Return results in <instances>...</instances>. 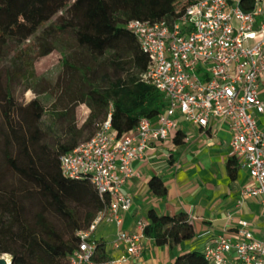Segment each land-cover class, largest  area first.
I'll list each match as a JSON object with an SVG mask.
<instances>
[{
    "label": "trees",
    "instance_id": "trees-1",
    "mask_svg": "<svg viewBox=\"0 0 264 264\" xmlns=\"http://www.w3.org/2000/svg\"><path fill=\"white\" fill-rule=\"evenodd\" d=\"M196 1L0 0V255H11L12 264H67L78 246L77 234L108 209V196H100L88 178L61 173L59 157L94 136L108 116L120 136L133 132L140 120L154 122L164 112V97L143 80L148 56L126 24H172ZM252 7V0L241 1L244 11ZM21 24L31 29L21 30ZM61 37L70 38L84 58L80 64L62 59V75L52 86L58 92L49 113L53 122L43 125L47 110L42 102L35 98L19 104L13 91L20 81L33 78L34 59L49 55ZM31 38L39 45L36 55L22 46ZM80 105L88 114L79 124L75 110ZM53 124H62L64 131L54 146L47 142ZM183 138L176 130L171 143L181 146ZM229 167L232 173L233 161ZM148 188L166 196L159 178H152ZM147 218L144 235L156 246L171 248L194 236L183 213L166 216L150 210ZM94 242L93 261H106L105 243ZM172 264L210 263L202 251H190Z\"/></svg>",
    "mask_w": 264,
    "mask_h": 264
},
{
    "label": "built area",
    "instance_id": "built-area-1",
    "mask_svg": "<svg viewBox=\"0 0 264 264\" xmlns=\"http://www.w3.org/2000/svg\"><path fill=\"white\" fill-rule=\"evenodd\" d=\"M241 1L197 0L172 24H126L148 56L143 80L164 97L166 108L154 122L142 119L133 132L120 136L108 116L94 136L59 157L64 176L86 177L100 196L109 198L108 209L77 234L78 246L67 264H92L99 224L121 226V214L132 206L131 198L121 192L136 175L132 164L174 135L178 116L203 129L210 121L227 123L234 159L252 181L243 188L241 201L257 202L264 218V130L258 124L264 116V101L258 97L264 76V0H252L250 11L241 8ZM146 225L138 221L133 232L117 231L111 245L124 252L107 264H127L140 257ZM202 253L210 264H264V240L256 239L249 223L239 220L233 234L224 230L210 238Z\"/></svg>",
    "mask_w": 264,
    "mask_h": 264
},
{
    "label": "crops",
    "instance_id": "crops-1",
    "mask_svg": "<svg viewBox=\"0 0 264 264\" xmlns=\"http://www.w3.org/2000/svg\"><path fill=\"white\" fill-rule=\"evenodd\" d=\"M258 97L264 101V76L260 79ZM258 124L264 130V116L259 117ZM177 130L184 136L181 146L173 145L170 138L155 145L143 161L132 164L136 175L121 189L122 194L131 198L132 206L121 214L119 228L109 222L99 224L93 238L97 239L95 236L99 235L107 240L106 261H93L92 264H107L119 258L124 249L114 250L111 245L117 231L133 232L138 221L147 224L150 210L158 215L183 213L191 216L194 236L171 248L156 246L152 239L145 237L140 257L127 264H172L182 253L201 252L210 238L224 230L233 234L239 220L249 223L256 239L264 240L260 206L251 199L241 201L243 188L250 186L252 181L248 172L234 159L229 147L231 134L227 123L210 121L203 129L178 116ZM232 161L236 168L231 173L229 164ZM154 177L159 178L166 188L163 198L149 191L148 182Z\"/></svg>",
    "mask_w": 264,
    "mask_h": 264
},
{
    "label": "rangeland",
    "instance_id": "rangeland-1",
    "mask_svg": "<svg viewBox=\"0 0 264 264\" xmlns=\"http://www.w3.org/2000/svg\"><path fill=\"white\" fill-rule=\"evenodd\" d=\"M21 30L29 31L31 29L30 25L21 24L19 26ZM34 38H31L30 41L25 42L22 46L25 51H30L32 55H36L35 50L39 45L34 46ZM37 42V41H36ZM54 50L47 56L38 57L34 59L32 65L33 78L31 80H23L16 84L13 91V97L19 104H26L29 101L37 98L39 99L44 107L47 110L45 117L42 122L43 125H50L52 118L50 117V111L54 107L55 99L58 97L57 93L52 89L54 82L62 75L63 72V63L62 59H68L69 63L73 64V61L76 60L78 64L82 63L83 55L76 48L73 41L68 37H61L56 40ZM110 68L106 66L104 71L106 73L110 72ZM103 73V72H102ZM102 73H99L101 75ZM64 101V100H63ZM85 114H88V109L84 105H80L75 110V120L77 123H81ZM53 122V121H52ZM2 124V123H1ZM56 125V126H55ZM53 133L47 136V142L54 146L55 137L63 138V129L62 124H53ZM98 229L100 227H97ZM98 231V230H97ZM96 231V232H97ZM100 242H106L104 238H100L99 235L95 236ZM108 248V244H106ZM1 254V253H0ZM3 255H0L2 257ZM6 259L9 261V258L12 260L11 255H6Z\"/></svg>",
    "mask_w": 264,
    "mask_h": 264
},
{
    "label": "water",
    "instance_id": "water-1",
    "mask_svg": "<svg viewBox=\"0 0 264 264\" xmlns=\"http://www.w3.org/2000/svg\"><path fill=\"white\" fill-rule=\"evenodd\" d=\"M0 264H12V260L9 258V262L5 258H0Z\"/></svg>",
    "mask_w": 264,
    "mask_h": 264
},
{
    "label": "bare ground",
    "instance_id": "bare-ground-1",
    "mask_svg": "<svg viewBox=\"0 0 264 264\" xmlns=\"http://www.w3.org/2000/svg\"><path fill=\"white\" fill-rule=\"evenodd\" d=\"M9 262V261H8Z\"/></svg>",
    "mask_w": 264,
    "mask_h": 264
}]
</instances>
